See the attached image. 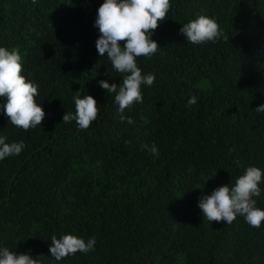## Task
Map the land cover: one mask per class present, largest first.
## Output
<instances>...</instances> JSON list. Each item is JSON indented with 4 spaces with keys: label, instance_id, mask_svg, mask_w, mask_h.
Masks as SVG:
<instances>
[{
    "label": "trees",
    "instance_id": "1",
    "mask_svg": "<svg viewBox=\"0 0 264 264\" xmlns=\"http://www.w3.org/2000/svg\"><path fill=\"white\" fill-rule=\"evenodd\" d=\"M102 3L0 0V47L19 49L46 113L24 131L0 110V136L25 144L0 160V248L41 264H264V224L211 223L198 207L247 167L264 170V113L254 112L264 104V0H171L152 36L159 50L137 58L155 82L123 113L132 124L99 86L123 81L96 49ZM199 15L215 18L228 39L187 43L180 29ZM77 91L100 105L87 130L63 123ZM260 188L254 199L264 210ZM65 234L94 236V250L56 261L51 237Z\"/></svg>",
    "mask_w": 264,
    "mask_h": 264
},
{
    "label": "clouds",
    "instance_id": "2",
    "mask_svg": "<svg viewBox=\"0 0 264 264\" xmlns=\"http://www.w3.org/2000/svg\"><path fill=\"white\" fill-rule=\"evenodd\" d=\"M171 8V0H104L97 10L94 22V27L99 30L97 52L101 57L107 53L112 68L123 75L120 85L101 80L99 86L107 93H115L121 122L134 123L123 113L134 103H143L142 85L151 87L155 82L154 74H143L137 58L151 57L159 50L160 46L152 36L167 20ZM180 33L186 37L187 43L197 45L215 43L221 37L228 39L216 19L207 15H199L183 24ZM23 63L18 48L0 47V98L6 99V103L0 104V110L14 127L28 131L41 126L46 113L36 101L39 85L23 74ZM98 67L99 62L92 72ZM73 99L75 114L66 112L63 123L75 121L80 130H87L98 118L100 105L91 95L82 96L80 91L74 93ZM196 103L195 96L189 98L188 106ZM254 112L264 113V104ZM6 140V136H0V160L19 155L25 148L23 140L12 143H6ZM143 148L153 155L158 151L155 144H146ZM261 183H264V170L249 166L235 180L234 186H221L210 195L200 197L198 207L204 219L211 223L230 225L242 216L246 223L258 229L264 224V210L256 206L254 197L261 195ZM95 245L94 236L85 240L74 234H65L59 239L53 235L49 252L56 261H61L78 252L87 254L94 250ZM0 264H41V261L30 254H17L3 247L0 248Z\"/></svg>",
    "mask_w": 264,
    "mask_h": 264
}]
</instances>
